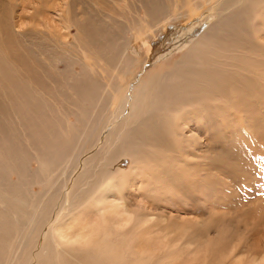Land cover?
<instances>
[{"label":"bare ground","instance_id":"bare-ground-1","mask_svg":"<svg viewBox=\"0 0 264 264\" xmlns=\"http://www.w3.org/2000/svg\"><path fill=\"white\" fill-rule=\"evenodd\" d=\"M41 1L26 0L24 4L26 26H30L25 36L39 37L49 42L53 39L51 44H55V47L62 48L66 53L72 52L64 49L74 48L65 38L75 24L78 26L71 16L72 5L69 4L71 1L63 0L65 5L62 6H56L55 2L45 5L44 1ZM240 1L243 0H183L182 2L168 0L165 3L152 0L149 6L151 14L143 19L142 16L146 13L140 12L141 9L139 11L137 7L132 11L130 0H123L124 8L128 6L129 16L133 17V22L135 17L139 21L129 28L132 33L131 38L128 36L129 43L121 50L118 60L114 61L119 54L115 36L107 38V44L104 42L108 50L105 54L109 58L92 57L90 52L92 45L88 48V45L75 36L79 51L77 56L87 67L86 72H76L78 78L71 82L61 80L63 78L61 76L60 79L47 78V82L52 86L50 89L42 90L35 79L9 81L11 80L7 79L11 76L8 73L9 68L0 66V74L8 75L6 81L12 85L9 89L14 93V98L6 94L8 87L2 86L3 83L0 81V112L11 115L9 120L5 119L6 116L4 118L0 116V262L5 261L3 264H172L181 262L178 257L183 250L188 258L187 264H213L216 255L213 248L210 249L200 243L195 244L190 251L181 249L179 245L176 246V240L173 241L170 232L164 230L157 232L159 228H154L152 218H149L148 214L143 215L144 208L139 206L141 203L131 208L126 198L135 190L138 182L146 181L153 172L161 174L160 178L168 182L169 175H176L174 173L176 171L183 173L181 169L184 170L187 165L193 163L194 155L187 157L184 154L185 141L189 136L195 137V133H201L200 129L206 128L207 122L203 119L206 108L203 103L206 104L207 100H202V92L206 93L207 89L200 87V81L204 78L202 72L204 68L200 65L195 66V62L192 61L193 58L202 59V52H208L211 44L230 36V31L221 32L220 27H234L236 30L246 28L243 24L244 15L234 17L238 11L224 14L239 5ZM82 4L78 7V16L87 12ZM206 5L214 10L211 12L214 19L208 16L210 14L207 12L203 13ZM87 9L89 10L90 6ZM117 15L119 14L113 15L114 19ZM182 16H188L190 20L201 19L202 22L210 23V26L208 25L204 33L195 42L193 41L194 44H191L189 50L178 59L174 67H168L169 70L162 68L152 72L149 78H141L133 83L136 73L135 71L130 73V68L134 64L128 66L126 63L131 62L133 58L129 50L134 38L145 40L148 35L154 36L160 31L159 29H163L164 26L167 29L171 21ZM15 25L17 24L13 23L14 27L12 25L11 27L15 29ZM99 27L97 24L93 26L88 24L85 29L89 33L86 34L84 31L82 35H88L93 43L94 41L99 43L101 35L108 33V31L103 32L104 28L102 30ZM82 32L78 29V34ZM20 33L18 34L24 35ZM98 46V51L102 53L100 45ZM200 49L201 51L198 52ZM58 51L56 48V53ZM60 51L58 54H61ZM51 58L49 56V67L52 64ZM43 59L47 60L46 56ZM54 61V64L59 63L58 59ZM106 62H108L107 68L100 73L102 68L98 65H105ZM54 68L56 75L58 66ZM67 73L73 74L71 66ZM25 88L26 93L19 92ZM195 93H198L199 98ZM84 98H88L91 104H85ZM71 113L76 114V121L71 119ZM195 127L199 129L197 132L196 130L194 132ZM195 146L192 145V148L195 149ZM20 151L23 153L30 151L34 156L39 164L35 172H30V169L29 171L24 167ZM115 154L117 159L113 156ZM122 156L131 158L132 163L129 167L119 165ZM79 163L82 170L73 173L72 177V174L64 176L60 184L56 182L60 175L68 173L70 167L77 168ZM189 170L187 174H190ZM14 171H18L20 178L12 182L9 175ZM186 173L184 176L187 175ZM33 180H37L42 188L49 192L47 200L31 193L29 183ZM138 190L139 188L137 192ZM149 195L148 198L146 197L148 201L151 199ZM140 199L142 200L143 197ZM55 209L56 215L49 224L50 218L48 217L47 220L46 215ZM160 219L163 220L161 217ZM47 223L50 228H45L47 230H44V233L42 231L44 236H40L43 225ZM191 229L193 230V226ZM175 234L178 233L175 231ZM178 236L180 237L179 234ZM26 237L30 238L29 243L18 255L17 244ZM41 238L42 247L35 251L37 241H41ZM177 240L181 242V239ZM130 247L135 256L129 257ZM238 253L234 260L231 259L230 264H264L263 251L251 258L248 257V253L251 255L252 253L248 252V255H245L249 258L245 257L246 260L248 259L247 263L243 257L246 252L243 256L241 253L239 256ZM219 254L222 258L221 251ZM229 255V259L233 257ZM229 259L226 257L225 260L229 261Z\"/></svg>","mask_w":264,"mask_h":264},{"label":"rangeland","instance_id":"rangeland-1","mask_svg":"<svg viewBox=\"0 0 264 264\" xmlns=\"http://www.w3.org/2000/svg\"><path fill=\"white\" fill-rule=\"evenodd\" d=\"M36 1L42 2L41 0ZM43 1L45 5L53 2H55L56 6L65 5L63 0ZM70 1L72 3L68 0L69 4L72 5L71 16L74 18V21L78 23V26L75 24L72 27V31L65 38L66 41L72 43L74 48H72L73 50L68 47L64 49L72 52L66 53L64 52L65 50L61 48V53L59 47H55V44H51L53 39L49 42L47 39L42 40L39 37L30 38L28 35L25 36L27 29L30 28L29 25L26 26L27 19L24 6L26 0H0V64H4L0 66L9 68L8 73L11 75L9 78L7 77V79H11L9 81L13 82L14 79L19 81H23L24 79H35L37 82L36 84L39 83V86L44 90L52 87L47 82V78L60 79L61 76V78L63 77L61 80L65 82L76 80L78 78L76 72L85 73V69L87 68L79 61V57L77 56L79 51H77L76 37L83 41L85 45H88V48L92 45L90 48L92 57L109 58L108 55L105 54V52L108 53V50L104 42L107 44V38L115 36V41L117 40L115 44L118 45L119 54L114 61L116 62L118 60L121 50L129 43L128 36L131 38L132 33L129 31V28L136 24L135 22L139 21L138 18L135 17V22H133V17L129 16L128 11L130 10L128 6L124 8V4L122 3L123 0ZM135 1L137 2L135 3ZM150 1L152 0H130V7L132 11L137 7L139 11L141 9L140 12L146 13L142 16L144 19L151 14L149 8L151 4ZM156 1L168 2V0ZM179 1L182 2L183 0ZM82 2L87 12L81 13V15L78 16V7ZM148 2L150 3L148 4ZM88 6H90L89 10L87 9ZM82 7L83 6H81V8ZM203 10V13L207 12L210 14L208 16L213 18V13H211L214 12L213 9L206 5V8ZM235 10L238 12L242 11L241 13L237 12L234 17L244 15L245 18L243 19H245V22L243 24H245L244 26H246V28L236 30L234 27H230L231 29L228 27H220L221 32L230 31V36L227 38L223 37L224 39L219 42L211 44L208 52H202V59L193 58L192 61L193 63L195 62V66L200 65L205 69L200 67L204 73V78L200 81V87L207 89L206 93L202 92V100H207L205 101L206 104L203 103L206 108V110H204V112L206 111V115L203 118L207 122L205 123L206 128L199 130L195 127L194 132L195 130L196 132L199 130L201 133H195V137L189 136L190 140L188 138L185 141L186 148L184 154H186L187 157L193 154L195 158L193 163L187 165V167H185L186 170H183V168L181 169L184 174L181 171H176L174 172L176 175H169L167 177V179H169L168 182L160 178L161 174H155V172H153V174L147 177L146 181L141 183L138 182L134 188L136 191L133 190L130 192L126 198L131 208L134 207L135 204L138 206L141 203L139 206L144 208L142 209L143 215L148 214L149 218H152L151 220L154 221L152 223L155 225H153L154 228H159L157 232L161 230L170 232L173 241L176 240V246L179 245L178 247L181 249L183 248L184 250L190 251L195 244L200 243L206 245L210 249L213 248L214 255H217L214 256L213 264H219V262L220 264H230L232 262L231 259L234 260L238 252H240L242 256L243 253L246 252L243 257L245 263H247L248 257L251 258L253 255L258 256L262 251L264 252V0L240 1L239 5L224 12V14L231 13ZM107 11H109V13ZM116 13L120 16L117 15V18L114 19L113 15H116ZM104 14H106V16H104ZM109 14L111 16L108 17L107 15ZM125 15L126 18H124ZM100 17L103 19H100ZM188 18V16H182L171 21L167 29H165L164 26L163 29H159L160 31L156 33V35L153 36L151 34L146 36L147 38L145 37V40L134 38V44L132 43L129 50L133 58L131 62L126 63L128 66L134 64L130 68V73L133 71L136 73V76L133 78V83L138 82L141 78H149L152 72L162 68L166 70L168 67H174L178 59L189 50L193 41L195 42V40L208 28L207 26H210V23H206L205 21L202 22L201 19H195V21ZM13 23L17 24L15 25V29L11 27ZM88 24L90 26L97 24L100 26L99 29L103 30L104 28L103 32L108 31L107 34L101 35L99 43L97 41L93 43L88 35H82L84 31L86 34L89 33V31L85 29V26ZM59 25L62 24L59 23ZM107 28L109 30H107ZM12 29L14 31H12ZM78 29L83 32L78 34ZM20 32L24 33V35H19L21 34ZM15 33L19 34L17 35ZM122 41H124L125 44ZM98 45H100L102 53L98 51ZM56 48L61 54H58L59 51L56 53ZM200 51L201 49L198 52ZM98 52L100 54H98ZM4 54H6V58ZM45 56L47 60L43 59ZM49 56L50 58L52 57V64L50 67L48 65ZM53 59H58L59 63L54 64L55 61ZM201 60L204 62H200ZM107 64L108 62H106L105 65H98L102 68L100 73L107 68ZM55 66H58L59 70V72L58 70L56 71V75H54ZM70 66L72 68V75L67 73ZM230 66L231 70L229 69ZM28 71H30L29 74H27ZM63 73L66 76L63 75ZM6 76L8 75H1L0 81L3 83L2 86L8 87L6 94L13 97L14 93L9 89V86L12 85L6 81ZM25 91L26 88L19 92L26 93ZM1 94L3 93L1 92ZM197 97L199 98L198 95ZM84 101L85 104H91L88 98H84ZM208 103H210V105ZM219 113L221 115H219ZM70 115L71 119L76 121V114L71 113ZM0 116L2 118L6 116L5 119L9 120L11 115L8 116L5 112H0ZM121 118L122 115L120 119ZM192 145H196L195 149L197 150L193 149ZM172 151H174V148ZM29 154H31L30 151L28 153L20 151L24 167L27 168V170L30 169V172H35L39 164L34 156L32 154L29 156ZM113 156H116L114 158L117 159V154ZM121 158H123V162L121 160V164L119 165L125 168L129 167L132 163L129 156H122ZM78 170H82V168L80 169V163L77 168L70 167L68 173L65 172L60 175L56 179V182L60 184V182L64 180V176H70L72 174V177L74 176L73 173H78ZM187 170L190 171V174L186 173ZM185 173L187 174L186 176H184ZM9 178L12 182L19 180L20 176L18 171L10 173ZM156 183H158V185ZM173 185L174 187H172ZM29 187L31 193L34 195L42 197L41 199L44 200L48 199L49 196L47 194H49V192H46L37 180L31 181ZM138 188L139 190L137 192ZM140 193L142 194L140 195ZM148 195L151 197V199H149L150 201L147 200ZM141 197H143L142 200L140 199ZM142 201H144L143 203L145 205ZM55 212L56 209L46 215L47 220L50 218L49 224L53 216L56 215ZM163 216H165V218ZM160 217L163 218V220L160 219ZM187 218H189V221ZM48 223L47 225H43L40 236H44V230H47L45 228H50ZM189 223L193 226L194 231L191 229L192 226H190ZM6 225L8 226V224ZM184 225L187 226V228H185ZM169 226L172 229H170ZM173 228H175V230ZM185 230L187 232H184ZM175 231L180 237L178 234H175L176 236L174 235ZM205 235L208 236L205 237ZM201 236H203V238ZM178 238L181 239V242L177 240ZM26 239L19 240L17 244L18 255L21 254L24 246L29 243L30 238L26 237ZM190 242L193 244L191 245ZM157 244L160 245V243ZM41 245L42 238L41 241H37V248L35 251H37L39 247L41 248ZM130 248V254L128 251L129 257L135 256V254H132V247ZM231 249H234V251ZM219 251H221L224 257H222L223 259L219 257ZM248 252H251L252 255ZM229 253L231 255H229ZM240 253H238L239 256L241 255ZM247 253L249 254L248 257H246L248 255ZM228 255L233 257L229 259ZM225 256L229 261L225 260ZM245 257L248 259L246 260ZM178 258L181 262H174L175 264H187L188 258L183 250H181V255H179ZM4 262L5 261L0 262V264Z\"/></svg>","mask_w":264,"mask_h":264}]
</instances>
